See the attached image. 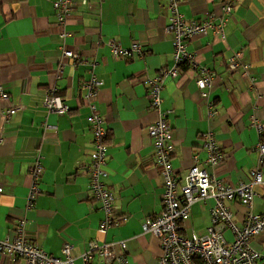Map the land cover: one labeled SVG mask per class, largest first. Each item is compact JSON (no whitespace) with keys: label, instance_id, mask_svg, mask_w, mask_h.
Segmentation results:
<instances>
[{"label":"crops","instance_id":"obj_1","mask_svg":"<svg viewBox=\"0 0 264 264\" xmlns=\"http://www.w3.org/2000/svg\"><path fill=\"white\" fill-rule=\"evenodd\" d=\"M64 28L57 24L53 0H0V84L11 92V103L22 108L8 121L0 117V238L15 236L20 220L26 219V234L49 253L63 257L62 246H73L77 264L91 241L127 244L129 264H159V239L143 233L149 216L163 209L164 182L156 164L155 147L147 128L156 118L150 106L144 79L174 66L173 34L169 29L170 0H75ZM231 2L224 35L210 32L188 42L198 62L215 74L203 99L196 85L197 72L180 68L178 78H168L162 90L163 109L168 111L174 139L172 165L181 183L195 164L208 168L226 182H249L260 168L258 144L264 141L255 120L264 124V0H179L187 19L206 13L222 18ZM71 33L64 37L63 31ZM125 47L137 41L145 52L135 58H117L108 45ZM79 57L77 64L65 61L64 51ZM238 50L251 65L248 76L229 73L227 63ZM98 62L92 66V62ZM104 81L96 97L109 134L107 185L116 196V214L125 219L106 234L99 231L104 213L89 192L85 169L90 164L93 132L84 98L92 74ZM70 106L69 112H48L43 99L48 87ZM213 102L214 116H210ZM51 126V127H47ZM213 130L227 159L215 168L206 162L202 135ZM37 152L45 158L40 194L28 208L30 169ZM254 213H264V188H256ZM212 200L193 206L181 232L204 234L211 224ZM238 224L245 208L230 202ZM232 238L230 231L226 234ZM264 254V232L252 240ZM120 252L119 248H116ZM0 264H27L5 257ZM87 264H120L106 261L98 251Z\"/></svg>","mask_w":264,"mask_h":264},{"label":"built area","instance_id":"obj_2","mask_svg":"<svg viewBox=\"0 0 264 264\" xmlns=\"http://www.w3.org/2000/svg\"><path fill=\"white\" fill-rule=\"evenodd\" d=\"M179 0H170L172 14L169 18V29L173 34L174 66L163 69L155 77L144 79L148 86L150 106L156 113V120L147 128L149 136L153 139L155 147L156 164L159 167L164 182L163 209L154 216L145 219L142 225L143 233L153 234L160 241L161 256L159 264H264V254L252 247V240L264 232V213H254L253 202L257 195L256 188H264V173L260 168L252 171V179L237 185L226 182L210 169L199 166V156L194 155L195 164L181 183L172 165L174 139L173 128L168 121V111L163 109L162 90L168 78H178L180 68L189 66L197 72L196 85L201 97L210 98L209 88L212 86L215 74L201 65L194 52L189 50L188 42L198 35H208L210 32L224 35V30L232 15L231 2L225 4V15L216 21L214 15L206 13L200 19H187L179 11ZM75 0H53L56 11L57 24L64 28L75 8ZM71 33L64 30L63 36ZM108 45L112 54L117 58H135L144 54L145 48L137 41L125 47L115 41ZM65 61L70 60L77 64L79 56L71 50H65ZM244 52L236 51L228 60V72L233 74L242 72L243 76L249 75L251 65L245 62ZM96 66L98 62H92ZM104 85V81L96 74H92L85 84L84 98L88 102L91 113L88 116L89 126L93 132V144L90 153V164L85 169L89 177V192L98 202L104 213L99 231L106 234L113 226H120L124 221L123 216L116 214V196L105 182L109 161V144L107 142L109 129L107 120L97 109L96 97ZM43 105L48 112L65 114L70 106L58 94L55 86L47 88ZM21 105L11 103V92L0 84V117L8 122ZM213 102L210 103V116H214ZM255 127L263 132L264 124L255 120ZM47 127H51L48 126ZM202 146L207 154L206 162L210 168H215L227 159V154L219 144L217 135L213 130H208L202 135ZM260 163L264 162V141L257 146ZM44 156L37 152L30 169L31 184L28 196V208H33L40 194V183L45 171ZM4 188L0 185V195ZM212 200L211 224L204 234L195 231L188 236L181 232L182 225L190 219L192 208L197 203ZM230 202H238L245 208L241 224H238ZM26 219L20 220L15 228L12 238H0V260L5 257L13 261L25 259L27 264H77V258L72 254L73 246L66 242L62 246L63 257L49 253L37 245L26 234ZM230 231L232 238L226 235ZM120 249V252L116 250ZM108 262L118 261L120 264H129L126 254L127 244L120 241H91L89 249L81 259L84 264L89 263L95 252Z\"/></svg>","mask_w":264,"mask_h":264}]
</instances>
